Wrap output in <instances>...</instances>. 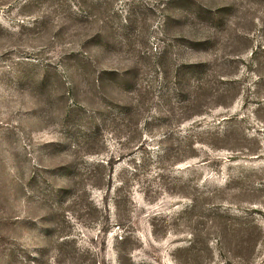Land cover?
Masks as SVG:
<instances>
[{"label":"rangeland","instance_id":"rangeland-1","mask_svg":"<svg viewBox=\"0 0 264 264\" xmlns=\"http://www.w3.org/2000/svg\"><path fill=\"white\" fill-rule=\"evenodd\" d=\"M0 264H264V0H0Z\"/></svg>","mask_w":264,"mask_h":264}]
</instances>
